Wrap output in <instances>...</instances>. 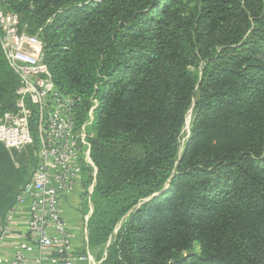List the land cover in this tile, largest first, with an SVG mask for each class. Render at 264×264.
Instances as JSON below:
<instances>
[{
  "label": "trees",
  "instance_id": "16d2710c",
  "mask_svg": "<svg viewBox=\"0 0 264 264\" xmlns=\"http://www.w3.org/2000/svg\"><path fill=\"white\" fill-rule=\"evenodd\" d=\"M84 1L1 4L59 42L50 58L42 42L43 60L79 111L96 101L101 194L124 195L111 264H264V2L214 0L184 17L179 0ZM215 34L219 50L193 71L200 37ZM17 84L0 48V113ZM4 150L30 175L32 147L18 167Z\"/></svg>",
  "mask_w": 264,
  "mask_h": 264
},
{
  "label": "built area",
  "instance_id": "2783aa9c",
  "mask_svg": "<svg viewBox=\"0 0 264 264\" xmlns=\"http://www.w3.org/2000/svg\"><path fill=\"white\" fill-rule=\"evenodd\" d=\"M0 48L18 80L13 107L0 113V143L16 167L17 155L27 157L28 148L37 144L29 178L1 221L0 264L89 262L88 253L73 255L74 235L60 207L61 196L82 193L79 138L84 140V126L77 132L81 97L54 85L38 33H30L16 13L5 11L1 0ZM91 103L86 124L93 121L96 101ZM33 112L38 115L36 140L29 126Z\"/></svg>",
  "mask_w": 264,
  "mask_h": 264
},
{
  "label": "rangeland",
  "instance_id": "374dc122",
  "mask_svg": "<svg viewBox=\"0 0 264 264\" xmlns=\"http://www.w3.org/2000/svg\"><path fill=\"white\" fill-rule=\"evenodd\" d=\"M98 0H85L83 3H79L76 6L85 4L88 8L95 6ZM214 0H179L178 6L180 7L181 14L184 17H188L191 13H198L202 10L203 6L207 5ZM242 1V0H240ZM256 2L264 0H255ZM242 8V7H241ZM232 12H240V7H234ZM56 17L47 19L45 24L55 20ZM28 30L31 33H38L40 40L45 47V58H50L57 51V45L59 42L50 43V39L44 36L43 27L34 25L33 22L28 21ZM222 40L221 34L201 36L200 37V49L199 60L193 71H199L205 59L203 56H207L217 52L220 48ZM53 45V46H52ZM54 47V48H53ZM37 113L33 112L29 120V126L31 134L34 140L37 139L36 124ZM88 118V108L83 107L79 111L77 121V132L81 131V126H84V143L79 138V164L82 172V200L86 207L84 213L85 221L88 227V251L90 255L89 264H111V261L115 259V251L118 250V246L115 242V238L119 234L125 215H119V208L124 204L123 193H117L112 197H105L102 195L101 186L105 188L109 185L106 181V173L100 176L96 165L91 158V139L94 138L91 124H86ZM191 118V107L187 112L185 124L181 133L180 145L182 147L189 133V121ZM37 144L34 142L32 150L36 151ZM29 176V169H16L12 166L6 151L0 145V229L1 221L4 213L14 203L15 195L20 189L21 185L27 180ZM99 177H101L99 179ZM110 257V260L109 258ZM118 259V258H117ZM110 261V262H109Z\"/></svg>",
  "mask_w": 264,
  "mask_h": 264
},
{
  "label": "crops",
  "instance_id": "0c3cea01",
  "mask_svg": "<svg viewBox=\"0 0 264 264\" xmlns=\"http://www.w3.org/2000/svg\"><path fill=\"white\" fill-rule=\"evenodd\" d=\"M61 213L64 219L69 223L70 229L74 235L72 240L73 255L79 256L89 254L88 251V227L85 221V206L82 200L81 192H75L60 197ZM15 235L14 232H10ZM89 264V262L78 263Z\"/></svg>",
  "mask_w": 264,
  "mask_h": 264
}]
</instances>
